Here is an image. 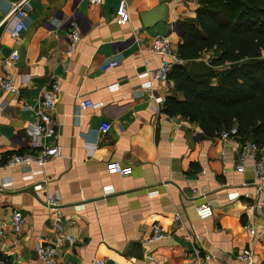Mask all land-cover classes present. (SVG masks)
Here are the masks:
<instances>
[{
  "label": "crops",
  "instance_id": "0c3cea01",
  "mask_svg": "<svg viewBox=\"0 0 264 264\" xmlns=\"http://www.w3.org/2000/svg\"><path fill=\"white\" fill-rule=\"evenodd\" d=\"M20 1L0 0V75L4 59L14 50L21 54L12 70L19 92L0 90V264H45L37 255L43 245L55 246L65 262L76 264H185L196 251L210 255L209 264H245L238 256L248 247L254 264H264V234L253 239L245 229L252 223L264 230V217L255 209L264 198L256 194L253 164L238 172L233 142L206 138L198 124L162 112L175 94L170 79L151 90L161 105L144 86L167 59L151 50L153 42L167 36L178 53L182 25L196 17L197 1L124 0L130 19L121 25V0L98 6L31 0L18 42L11 33ZM72 21L79 23L82 39L66 60ZM113 60L119 66L104 71ZM52 79L61 84L54 133L29 136L35 105ZM86 100L102 105L82 110ZM103 122L110 125L106 133ZM44 146H60L61 158L43 167L5 166L12 155ZM111 162L129 174L112 172ZM48 195L60 199V218L45 206ZM203 204L214 209L206 220L196 211ZM16 212L25 218L19 233L12 224ZM155 223L169 233L167 239L150 241Z\"/></svg>",
  "mask_w": 264,
  "mask_h": 264
},
{
  "label": "trees",
  "instance_id": "16d2710c",
  "mask_svg": "<svg viewBox=\"0 0 264 264\" xmlns=\"http://www.w3.org/2000/svg\"><path fill=\"white\" fill-rule=\"evenodd\" d=\"M196 1V17L182 25L183 63L169 77L175 94L162 112L198 124L206 138L236 126L238 139L264 151V0ZM206 56L213 70L190 74V62Z\"/></svg>",
  "mask_w": 264,
  "mask_h": 264
},
{
  "label": "built area",
  "instance_id": "2783aa9c",
  "mask_svg": "<svg viewBox=\"0 0 264 264\" xmlns=\"http://www.w3.org/2000/svg\"><path fill=\"white\" fill-rule=\"evenodd\" d=\"M92 5H100L102 0H88ZM32 9L31 0H22L14 7L13 14L17 17V23L15 24L11 36L14 40L20 42L22 41V35L27 29V18ZM130 13L127 3L121 0L117 11L116 20L119 24L125 25L129 22ZM82 39V30L78 22H70L69 31L67 34V50L64 52V58L70 60L76 49L78 43ZM151 50L160 56H164L167 59L162 61L159 66L150 74L149 80L144 84L146 89L151 91L156 84L165 83L169 81L170 74L172 73L174 67L178 64H182L183 61L179 57L177 52L171 50V41L169 37L157 38L151 47ZM20 51L14 50L9 57L5 58L3 61V73L0 75V90L4 93L17 94L19 88L15 84V77L13 69L20 61ZM119 62L113 60L104 65L103 70L109 71L117 68ZM61 90V84L59 81L52 79L50 81L49 87L43 92L40 100L37 102L34 108V119L29 123V136L34 137H45L49 138L53 135L54 130L51 128L53 115L55 112L58 94ZM151 96L156 99V103L161 105L163 99L161 97H155L154 92L151 91ZM102 104H94L90 100H86L80 103V108L86 110L89 108H97ZM110 125L108 122H103L101 125V131L106 133ZM220 139L223 141H231L238 148V160L236 164V170L240 173L245 172L247 164L251 162L253 164L254 173V184L256 194L264 198V151H262L259 146L250 140L241 141L238 139V128L234 126L230 130L223 131L220 135ZM62 148L60 146H44L40 151H34L25 154H15L12 155L6 163V167L9 166H22L35 164L37 166L43 167L46 163L51 160L61 158ZM109 169L121 176L129 174V169L122 167L118 162H111L109 164ZM40 188V186H38ZM45 206L54 211L57 218L62 216V203L58 196L48 195L45 200ZM254 208V207H253ZM255 209L260 211V215L264 217V202H257ZM197 214L201 220H206L214 215V209L210 204H203L196 208ZM176 222H180V217L177 215L175 217ZM25 223V218L19 212H16L12 217L13 230L19 233ZM245 229L250 233L253 239H258L262 232L255 230L252 223L245 226ZM4 233L3 226H0V236ZM169 237V233L164 230V228L159 224L155 223L152 226V237L151 242L163 241ZM71 243L74 241L66 237ZM62 241V237L57 239ZM38 258L45 264H76L73 262H65L56 248L53 245H43L37 248ZM239 260L245 264H254L255 256L251 247L244 249L238 256ZM212 257L208 254H201V252L196 251L192 253L185 264H209Z\"/></svg>",
  "mask_w": 264,
  "mask_h": 264
},
{
  "label": "water",
  "instance_id": "95a60500",
  "mask_svg": "<svg viewBox=\"0 0 264 264\" xmlns=\"http://www.w3.org/2000/svg\"><path fill=\"white\" fill-rule=\"evenodd\" d=\"M155 12H151L147 14L148 16L154 15ZM143 20L145 22V25H147L144 17ZM213 70V68L205 61V60H194L190 62L188 66V72L195 76H206L208 73H210Z\"/></svg>",
  "mask_w": 264,
  "mask_h": 264
},
{
  "label": "rangeland",
  "instance_id": "374dc122",
  "mask_svg": "<svg viewBox=\"0 0 264 264\" xmlns=\"http://www.w3.org/2000/svg\"><path fill=\"white\" fill-rule=\"evenodd\" d=\"M205 61L208 62V60H207V56L205 57Z\"/></svg>",
  "mask_w": 264,
  "mask_h": 264
}]
</instances>
